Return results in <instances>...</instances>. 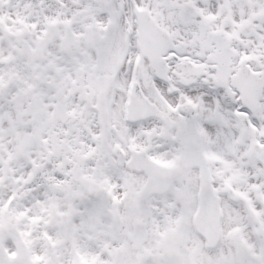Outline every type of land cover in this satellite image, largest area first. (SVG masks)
I'll return each instance as SVG.
<instances>
[{
    "label": "snow or ice",
    "instance_id": "obj_1",
    "mask_svg": "<svg viewBox=\"0 0 264 264\" xmlns=\"http://www.w3.org/2000/svg\"><path fill=\"white\" fill-rule=\"evenodd\" d=\"M0 264H264V0H0Z\"/></svg>",
    "mask_w": 264,
    "mask_h": 264
}]
</instances>
